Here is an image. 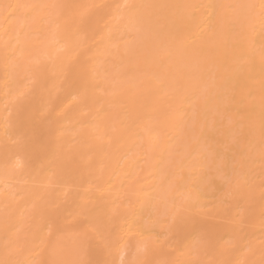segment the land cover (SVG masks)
<instances>
[{"label": "bare ground", "instance_id": "bare-ground-1", "mask_svg": "<svg viewBox=\"0 0 264 264\" xmlns=\"http://www.w3.org/2000/svg\"><path fill=\"white\" fill-rule=\"evenodd\" d=\"M0 264H264V0H0Z\"/></svg>", "mask_w": 264, "mask_h": 264}]
</instances>
